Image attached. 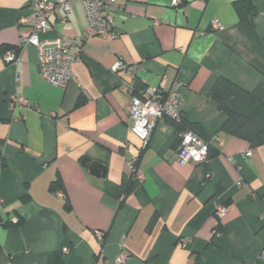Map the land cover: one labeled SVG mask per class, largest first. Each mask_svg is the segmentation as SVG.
Masks as SVG:
<instances>
[{"label": "crops", "instance_id": "obj_1", "mask_svg": "<svg viewBox=\"0 0 264 264\" xmlns=\"http://www.w3.org/2000/svg\"><path fill=\"white\" fill-rule=\"evenodd\" d=\"M241 1L111 0L120 35L86 42L74 80L59 89L41 78L34 47L4 60L32 13L31 0H0V264H116L123 252L124 264H264V139L251 147L223 132L226 116L209 96L221 77L250 91L264 82V0H248L257 12L245 20ZM63 18L50 17L43 45L83 34L80 2ZM118 58L138 66V87L181 83L184 122L209 142L206 163L178 164L179 132L167 119L141 149L120 89L131 76L112 70ZM13 96L31 108L13 109ZM139 154L136 189L106 192L108 182L137 180L129 162ZM84 158L103 163L106 177L91 175ZM219 204L228 207L221 218Z\"/></svg>", "mask_w": 264, "mask_h": 264}, {"label": "built area", "instance_id": "obj_2", "mask_svg": "<svg viewBox=\"0 0 264 264\" xmlns=\"http://www.w3.org/2000/svg\"><path fill=\"white\" fill-rule=\"evenodd\" d=\"M80 2L86 16V27L81 36L75 41L65 39L59 46H45L41 42V36L51 28L49 19L58 11L64 13L63 21L68 20L73 12V5ZM111 0H31V16H23L19 23L23 26L20 33V41L17 52L7 51L3 58L8 63H16L18 54L34 47L37 51V62L41 78L48 84L65 89L74 80V65L81 60L82 46L96 37L106 40H113L120 35V31L115 29L114 19L110 12ZM155 22L154 25H157ZM214 29H219L220 24L213 22ZM138 66H127L121 58L113 65V72L125 70L131 76V82H123L120 89L130 97L129 118L131 121L130 130L140 140L141 149L144 150L149 143L156 123L161 119H167L173 126H183L184 117L182 105L184 95L181 90V83L174 82L167 89L164 85L159 87L138 88L136 72ZM10 105L14 109L17 105L31 108L29 102L18 96L11 97ZM179 142L177 146V161L181 166L189 163L203 164L208 161L209 142L202 138L194 130L183 127L179 131ZM214 140L220 143L219 138ZM251 156V152H246L242 158ZM137 158L129 162V169L136 175L137 180H142V175L136 167ZM237 185H242L239 180ZM56 196L65 198L62 191H57ZM1 205V201H0ZM228 207L219 204L215 208V215L221 218L226 214ZM98 237H102V232H96ZM216 236H221L218 229L214 230ZM69 249L64 248L67 252ZM264 260V251L261 253ZM127 259L126 253L116 259V264H124ZM151 264V263H148Z\"/></svg>", "mask_w": 264, "mask_h": 264}, {"label": "trees", "instance_id": "obj_3", "mask_svg": "<svg viewBox=\"0 0 264 264\" xmlns=\"http://www.w3.org/2000/svg\"><path fill=\"white\" fill-rule=\"evenodd\" d=\"M234 7L241 20H245L257 12L254 3L248 0L236 2ZM209 96L218 103L219 111L223 112L226 116V120L221 127L223 132L245 140L251 147H258L263 143L264 82L250 91L231 80L221 77L212 87ZM183 127L194 130L185 122L183 126H175L178 132ZM140 157L139 154L136 166L138 165ZM0 161H3L1 157ZM138 184L139 181L132 178L123 179L119 185L108 182L105 191L116 197L128 196L136 189ZM56 185L57 183L52 184L51 189L55 190ZM155 220L156 217L154 216L149 226H152Z\"/></svg>", "mask_w": 264, "mask_h": 264}, {"label": "water", "instance_id": "obj_4", "mask_svg": "<svg viewBox=\"0 0 264 264\" xmlns=\"http://www.w3.org/2000/svg\"><path fill=\"white\" fill-rule=\"evenodd\" d=\"M82 164L88 168V171L91 175L97 178H105L106 177V166L96 160H92L90 158H84Z\"/></svg>", "mask_w": 264, "mask_h": 264}]
</instances>
